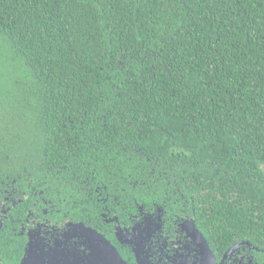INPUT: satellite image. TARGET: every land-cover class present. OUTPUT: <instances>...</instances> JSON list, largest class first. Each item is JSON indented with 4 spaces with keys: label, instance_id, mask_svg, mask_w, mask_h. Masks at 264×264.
Instances as JSON below:
<instances>
[{
    "label": "trees",
    "instance_id": "1",
    "mask_svg": "<svg viewBox=\"0 0 264 264\" xmlns=\"http://www.w3.org/2000/svg\"><path fill=\"white\" fill-rule=\"evenodd\" d=\"M263 166L264 0H0L3 264L159 208L264 264Z\"/></svg>",
    "mask_w": 264,
    "mask_h": 264
},
{
    "label": "water",
    "instance_id": "2",
    "mask_svg": "<svg viewBox=\"0 0 264 264\" xmlns=\"http://www.w3.org/2000/svg\"><path fill=\"white\" fill-rule=\"evenodd\" d=\"M140 217L124 232L117 227L113 242L83 224L68 223L64 229L56 228V236L53 235L49 241L46 239L47 232L38 228L28 233L24 256L19 264H223L225 255L231 251L225 252L217 262L193 221H186L180 227L192 243L194 258L189 255L156 258L151 251L150 237L158 231L159 224L153 222L150 214L141 213ZM117 244L127 247L126 257ZM130 254L134 262H131Z\"/></svg>",
    "mask_w": 264,
    "mask_h": 264
},
{
    "label": "flooded vegetation",
    "instance_id": "3",
    "mask_svg": "<svg viewBox=\"0 0 264 264\" xmlns=\"http://www.w3.org/2000/svg\"><path fill=\"white\" fill-rule=\"evenodd\" d=\"M9 198H5L4 201L0 200V211H2L3 214L0 217V223H1V228L4 222V218L6 215V209L5 206L7 205L6 203H9L11 201H8ZM6 201V202H5ZM13 205L15 206L16 202L12 200ZM154 214H150L152 220H154V223L159 224V229L156 231L151 237H150V247L151 251L154 254L156 258L159 257H165L167 256H176L179 257L181 255H189L192 259L195 256V251L192 250V243L189 238L186 237L185 232H182L180 224H183L184 222L188 220H173L172 218H165V214L163 210L157 211V209L153 212ZM10 218V217H7ZM141 217L139 216H134L133 218L129 219V222L134 221L133 224L137 221L140 220ZM115 223L117 225L114 226V239L111 240L110 242H113L115 240V230L117 227H120V229L124 232L125 230L129 229V227H125V223L120 224L117 219H115ZM108 222L112 223L111 220H108ZM128 222V223H129ZM152 222V223H153ZM33 226L30 227L29 224H26L25 226L21 227V231L19 232V235L21 238L23 236L26 239V242H24V250H23V255L24 256V251L25 247L28 241V233L32 232L33 230H36L40 228L42 232H47L46 239L52 240V236H56V232L54 229H56L55 226H52L51 224H48L47 222H33ZM143 224H141L142 226ZM0 228V232H1ZM58 229H64L58 228ZM15 233H11V236L14 238ZM42 234L40 235V237ZM32 237L36 239V236L34 233H32ZM117 247L123 251L124 256L126 257L125 251H127V247L117 244ZM231 251L227 253L223 259V264H251L252 260L251 257H249L248 253L245 252V249L238 246L235 248V245L232 246ZM21 257V259H22ZM223 256L217 262H219L222 259ZM21 259L19 260L18 264L20 263ZM0 264H3L1 259H0Z\"/></svg>",
    "mask_w": 264,
    "mask_h": 264
},
{
    "label": "rangeland",
    "instance_id": "4",
    "mask_svg": "<svg viewBox=\"0 0 264 264\" xmlns=\"http://www.w3.org/2000/svg\"><path fill=\"white\" fill-rule=\"evenodd\" d=\"M263 171H264V166H263Z\"/></svg>",
    "mask_w": 264,
    "mask_h": 264
}]
</instances>
